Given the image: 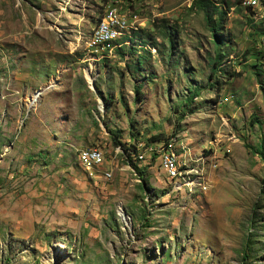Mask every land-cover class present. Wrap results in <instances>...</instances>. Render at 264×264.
Masks as SVG:
<instances>
[{
    "label": "rangeland",
    "instance_id": "rangeland-1",
    "mask_svg": "<svg viewBox=\"0 0 264 264\" xmlns=\"http://www.w3.org/2000/svg\"><path fill=\"white\" fill-rule=\"evenodd\" d=\"M191 1L0 0V264H264V8Z\"/></svg>",
    "mask_w": 264,
    "mask_h": 264
},
{
    "label": "bare ground",
    "instance_id": "bare-ground-1",
    "mask_svg": "<svg viewBox=\"0 0 264 264\" xmlns=\"http://www.w3.org/2000/svg\"><path fill=\"white\" fill-rule=\"evenodd\" d=\"M256 0H246L244 1L245 5H254L252 3ZM115 15L118 19L122 20V23H126L122 17L117 15L116 10H109L106 15L102 18V21L97 23V27L93 30V39L97 44H107V42H115L120 39L123 33L127 30L126 24H121L119 21H112V17ZM101 29V31H99ZM99 31V37H97V33ZM89 160L92 164L100 165L102 163L101 153L95 150H91L88 153ZM161 166L163 169H167L173 178L177 176V163L178 157L173 152H166L160 156ZM178 168V167H177ZM172 171L174 172H171ZM111 176L110 171H104L103 176L104 179H109Z\"/></svg>",
    "mask_w": 264,
    "mask_h": 264
},
{
    "label": "trees",
    "instance_id": "trees-1",
    "mask_svg": "<svg viewBox=\"0 0 264 264\" xmlns=\"http://www.w3.org/2000/svg\"><path fill=\"white\" fill-rule=\"evenodd\" d=\"M244 1H246V0H230L229 2L223 1V3H221V4H216L212 0H192L189 8L191 10H195V11H198L201 13L202 19H203L205 25L207 26L211 36L215 40V45H216V43H219V45H220V43L224 45L226 40H224L223 34L221 33L222 25L224 23L223 22L224 21L223 18L225 15L224 11L228 10L231 7H233V10L239 9L240 6L244 10H249V9L254 8L253 5H248L247 7H243L242 4L245 3ZM259 5L262 8H264V0H260ZM140 32H141V29H139L138 31H132L129 38H125L124 41L128 40V41L132 42L134 39L131 37L133 35L137 36ZM138 37L140 38L138 40H141L139 42L144 43L146 41L143 37H141V36H138ZM146 39H147V37H146ZM152 47H155V46L153 45ZM214 63H217V62L214 61ZM135 93L137 95L138 91L135 90ZM126 157H127L126 159L128 161L130 159L129 154H127Z\"/></svg>",
    "mask_w": 264,
    "mask_h": 264
},
{
    "label": "built area",
    "instance_id": "built-area-1",
    "mask_svg": "<svg viewBox=\"0 0 264 264\" xmlns=\"http://www.w3.org/2000/svg\"><path fill=\"white\" fill-rule=\"evenodd\" d=\"M109 8H110V6H109ZM112 21H119L121 24H128V25H130V23H122V20L121 19H118L115 15H113V17H112ZM99 31H101V29L99 30ZM99 31H98V33H97V37H99ZM88 49H92V48H88ZM161 148H166V149H168V150H170L171 151V146H170V144H168L167 146H165V147H161ZM155 152H157V151H155ZM158 166L160 167L161 166V161L160 160H158ZM171 172H174V171H172V169H171Z\"/></svg>",
    "mask_w": 264,
    "mask_h": 264
},
{
    "label": "crops",
    "instance_id": "crops-1",
    "mask_svg": "<svg viewBox=\"0 0 264 264\" xmlns=\"http://www.w3.org/2000/svg\"><path fill=\"white\" fill-rule=\"evenodd\" d=\"M79 16H80V19L82 20H84V21H86V17H85V15L84 14H79ZM81 20H78V23H79V25H80V23H84V22H80ZM91 21H88L87 20V27H86V29L87 30H90V28H91V26H92V24L90 23ZM86 23V22H85ZM96 25V24H95ZM81 27H83V24H81Z\"/></svg>",
    "mask_w": 264,
    "mask_h": 264
}]
</instances>
